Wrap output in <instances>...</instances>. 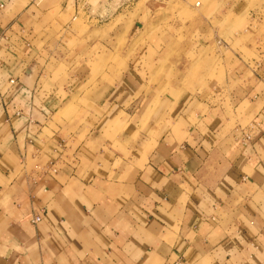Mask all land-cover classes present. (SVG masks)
<instances>
[{
    "label": "crops",
    "instance_id": "1",
    "mask_svg": "<svg viewBox=\"0 0 264 264\" xmlns=\"http://www.w3.org/2000/svg\"><path fill=\"white\" fill-rule=\"evenodd\" d=\"M80 8L0 0V264H264L260 29L205 56L156 34L91 78Z\"/></svg>",
    "mask_w": 264,
    "mask_h": 264
},
{
    "label": "rangeland",
    "instance_id": "2",
    "mask_svg": "<svg viewBox=\"0 0 264 264\" xmlns=\"http://www.w3.org/2000/svg\"><path fill=\"white\" fill-rule=\"evenodd\" d=\"M83 2L89 9L85 13L80 8L78 15L72 16L71 21L77 36L84 37V41L90 40L87 44L89 47L81 48L89 59L84 61V65L79 64V67H82L81 72L91 70L94 73L91 78L103 76L110 62L119 67L124 62L120 56L131 51H139L141 41L156 34L163 37L171 35L179 44L184 43V46L191 49L195 48L194 39H199L202 42L197 46L202 45L201 56L225 51L226 46H232L231 41H238L236 44L248 41L250 36L244 31L245 23L254 21L256 25L254 32L260 29L261 35H264V0H83ZM227 10L233 14L220 23L222 12L226 14ZM204 11L208 12L209 18L212 17V22L209 23L212 29H208L207 32L195 28L194 20L203 17L206 14ZM156 18L159 23L162 21L163 28L148 27ZM111 22L114 23V27L121 28L114 34L117 41L111 45L112 49L91 46L92 39L99 33L101 38L109 36L110 29H102L101 32L99 29ZM173 23L179 28L172 26ZM134 37L136 39H132ZM210 41L212 44H208ZM74 42L75 40L69 44L71 50L77 46ZM78 46L79 49L83 47L82 43ZM261 47H264V43ZM218 65L219 63L216 66Z\"/></svg>",
    "mask_w": 264,
    "mask_h": 264
},
{
    "label": "built area",
    "instance_id": "3",
    "mask_svg": "<svg viewBox=\"0 0 264 264\" xmlns=\"http://www.w3.org/2000/svg\"><path fill=\"white\" fill-rule=\"evenodd\" d=\"M40 221V219L38 218V217H36L32 222L33 223H37V222H39Z\"/></svg>",
    "mask_w": 264,
    "mask_h": 264
}]
</instances>
